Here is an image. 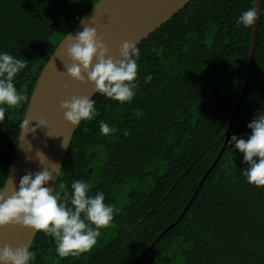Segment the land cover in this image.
<instances>
[{"label":"trees","instance_id":"1","mask_svg":"<svg viewBox=\"0 0 264 264\" xmlns=\"http://www.w3.org/2000/svg\"><path fill=\"white\" fill-rule=\"evenodd\" d=\"M100 1L0 0V51L27 61L14 81L27 101L0 121V187L40 74ZM248 8L255 0H193L138 46L131 103L96 94V115L81 122L54 194L64 198L83 180L90 195L104 193L114 219L89 252L63 259L39 233L33 264H264V187L241 175L247 165L238 150L227 143L221 153L250 62L254 23H236ZM262 111L264 0L251 84L231 136L247 139V124ZM99 121L115 132L101 135Z\"/></svg>","mask_w":264,"mask_h":264},{"label":"clouds","instance_id":"2","mask_svg":"<svg viewBox=\"0 0 264 264\" xmlns=\"http://www.w3.org/2000/svg\"><path fill=\"white\" fill-rule=\"evenodd\" d=\"M256 17V10L248 8L237 17L236 23L247 28L253 25ZM65 40L66 54L71 60L65 70L71 79L93 84L95 94L111 101L132 102L136 96L140 58L136 43L124 41L119 48L120 58L115 59L108 55V47L94 27L84 26L82 31L67 35ZM26 67L25 59L0 51V121L4 120L7 109L20 107L27 101L26 95L19 92L14 83ZM151 79V75H146L144 83L148 84ZM59 107L64 120L73 127L82 121H91L96 115L95 100L86 96H72L62 101ZM135 115L139 118L143 113L137 110ZM45 126L46 121L40 119L33 127L32 121L25 116L19 124L21 137ZM247 128L251 130L247 139L232 135L228 143L243 155L242 163L247 167L241 175L246 182L264 187V111L248 123ZM99 131L108 136L115 132V128L99 121ZM67 145L64 140L62 147ZM56 167L59 171V166ZM52 180L53 174L44 168L23 175L11 191L7 186L0 187V228L18 225L51 237L55 254L60 259L89 252L97 244L100 229L110 226L113 221V206L104 202L102 191L90 195V186L83 180H73L70 194L66 192L61 198L48 186ZM35 260L36 253L27 243L15 248L5 244L0 248V264H33Z\"/></svg>","mask_w":264,"mask_h":264},{"label":"water","instance_id":"3","mask_svg":"<svg viewBox=\"0 0 264 264\" xmlns=\"http://www.w3.org/2000/svg\"><path fill=\"white\" fill-rule=\"evenodd\" d=\"M192 1L101 0L82 19L83 23L80 21L68 35H75L77 32L82 31L84 26L94 27L108 47V55L119 59V48L124 41L134 42L138 47L162 26L171 21ZM255 10L257 17L254 21L248 72L226 132V140L221 153L227 146L235 120L239 115L251 84L258 47L261 0H255ZM64 39L40 74L25 114L27 119L32 121L33 127H35L36 121L40 119L46 121V126L38 128L35 133H27L22 137L20 133L15 156L5 185L9 191H11L14 184L18 185L23 175L28 172L35 173L46 168L53 174V180L48 186L55 193L65 157L80 126L73 127L64 120L63 112L59 107L60 103L70 99L72 96H86L90 99H94L96 96L93 91V84L80 83L67 75L65 69L71 65V60L66 54L67 40L64 41ZM64 140L68 145L62 147ZM219 159L220 155L213 167L206 173L200 188ZM55 164L59 166V171ZM191 203H189L184 213L188 210ZM184 213L180 216V220L183 218ZM178 223L171 226L168 230L175 227ZM38 234L18 225L0 228V248L5 244L15 248L27 243L31 250ZM135 264H138V262Z\"/></svg>","mask_w":264,"mask_h":264}]
</instances>
